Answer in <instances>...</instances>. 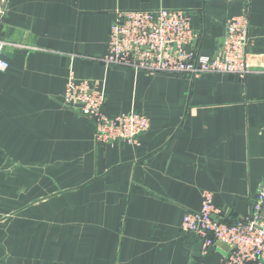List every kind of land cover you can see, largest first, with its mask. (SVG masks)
Listing matches in <instances>:
<instances>
[{
  "label": "crops",
  "instance_id": "1",
  "mask_svg": "<svg viewBox=\"0 0 264 264\" xmlns=\"http://www.w3.org/2000/svg\"><path fill=\"white\" fill-rule=\"evenodd\" d=\"M181 8L196 51L219 52L248 8L251 72L145 74L105 66L116 10ZM0 264H219L181 230L203 194L228 220L264 185V0H9L0 21ZM69 78L105 93L108 116L150 120L138 144H100L61 104Z\"/></svg>",
  "mask_w": 264,
  "mask_h": 264
},
{
  "label": "built area",
  "instance_id": "2",
  "mask_svg": "<svg viewBox=\"0 0 264 264\" xmlns=\"http://www.w3.org/2000/svg\"><path fill=\"white\" fill-rule=\"evenodd\" d=\"M9 0H0V21L7 12ZM239 1L246 6L251 0ZM248 8L226 20L225 34L219 52L213 56L195 49L197 32L190 13L181 8L116 10L110 23L106 53L99 58L105 65L130 68L145 74L171 73L189 78L204 74H232L244 77L251 72L248 55ZM0 69L8 67L2 57ZM105 93L88 79L69 78L61 94V104L88 120L95 140L104 145L138 144L139 136L149 130V118L135 110L108 116L103 112ZM183 232L194 233L205 252L210 246L225 244L228 252L219 264H264V185L251 199L248 214L242 220H228L214 206L211 194H203L198 210H187L181 221Z\"/></svg>",
  "mask_w": 264,
  "mask_h": 264
},
{
  "label": "water",
  "instance_id": "3",
  "mask_svg": "<svg viewBox=\"0 0 264 264\" xmlns=\"http://www.w3.org/2000/svg\"><path fill=\"white\" fill-rule=\"evenodd\" d=\"M220 244L222 247L227 248V246L225 244H222V243H220Z\"/></svg>",
  "mask_w": 264,
  "mask_h": 264
}]
</instances>
